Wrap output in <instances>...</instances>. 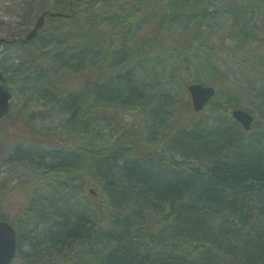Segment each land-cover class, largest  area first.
Instances as JSON below:
<instances>
[{
    "label": "trees",
    "instance_id": "trees-1",
    "mask_svg": "<svg viewBox=\"0 0 264 264\" xmlns=\"http://www.w3.org/2000/svg\"><path fill=\"white\" fill-rule=\"evenodd\" d=\"M144 7L135 0L127 21L137 23ZM162 11L151 39L130 48L134 62L140 58L136 68L122 54L109 65L117 40L106 34L99 50L97 13L89 11L91 35L57 48L50 65L65 68L64 78L41 95L69 117L32 131L45 112L11 115L9 126L22 123L43 137L33 134L28 150H16L35 175L21 176L29 205L14 217L0 214L16 227L18 249L23 233L42 237L28 264H264V126L246 133L232 121L243 99L225 85L241 59H253L264 102V0H167ZM119 40L125 47L127 38ZM193 83L217 89L211 123L182 117V94ZM127 116L139 122L129 133L121 132L133 126Z\"/></svg>",
    "mask_w": 264,
    "mask_h": 264
},
{
    "label": "rangeland",
    "instance_id": "rangeland-1",
    "mask_svg": "<svg viewBox=\"0 0 264 264\" xmlns=\"http://www.w3.org/2000/svg\"><path fill=\"white\" fill-rule=\"evenodd\" d=\"M58 1L59 0H0V38H5L9 41L25 38L35 26L38 17L45 11L52 13L64 12L67 14L71 12L70 4L73 2V10L77 13L74 19H45V24L39 36L27 44L11 42L0 45V65L5 77L4 80L7 82V87L13 94L12 115L14 116L18 111H20V116H25L33 112H45L46 116L49 117L48 119L43 117L39 118L38 123L35 122L32 131H37L42 127L45 129L59 127L65 117H69L67 112L59 109V105L55 108L54 102L49 103L47 100L46 102L44 97L41 96L48 90V86L52 81L55 82L59 77L64 78L63 69L65 68L62 66L54 67L50 65V59L52 60L55 56L54 54L57 48L61 45L71 46L72 41H78L77 45H80L79 38L87 34L91 35L89 32L93 29H97L94 30L93 36L100 37L102 35L101 33H97L98 30L107 33L109 36H113L114 27H118V24L114 23L116 20L114 18L116 17L113 18V16H118L119 18H124L125 16L129 17L130 12L133 10L132 0H118L117 2H104L102 4L96 1L90 4L88 0H67V3L64 4ZM145 1L149 5L150 12L140 18V22L137 21L138 27L135 28L134 26L131 29L125 28V30L128 31L127 36H129L126 40L127 49L139 48L142 46L144 42L143 35L146 33V29H143L144 25H141V23L143 21L154 23L157 17L163 16L164 11L162 10L167 4V0ZM138 9L139 8H135V10ZM89 11H92V13L97 12V19L95 20L93 29L91 28L92 21L90 15H88ZM172 19L174 20V18ZM172 19H168L167 21L171 26L173 25ZM226 20L227 19L224 18L221 23L224 22L225 25H227L228 22L230 23V19L225 23ZM180 21L181 19L179 18L176 22ZM100 22L101 25H99ZM259 24L262 25V23ZM225 25L220 26V28ZM186 29H188V26H186L185 23L178 27L180 33H184L187 31ZM153 30L154 27L152 26V31ZM96 33L97 35H95ZM213 33L216 35L212 41H216L218 32ZM263 34L264 26L262 25V30L259 35L260 39L263 38ZM263 47L264 43L260 45V50ZM152 57L154 58L156 56L152 55ZM44 62H48V64L44 66ZM240 62H242L243 68L236 65L231 80L225 85L230 86L233 90L242 95L243 104L241 108L246 109L255 117L253 129L251 131L254 132L257 128L264 126V102L257 97L258 92L255 87L259 86L255 83L257 65L253 59L249 61L241 59ZM137 67L140 66L138 65ZM139 70H143V68H139ZM147 73L148 71H138V76L144 80L148 75ZM67 76L69 77V75ZM71 78L76 81L82 80L79 76ZM67 81H70V79H66L64 83L62 82V91H64L63 88L69 89ZM217 83L220 84L219 79ZM182 101L179 110L182 111L181 114L183 118L202 124L211 123L212 110L207 107L202 113L195 114L190 105L191 98L186 93V89L183 91ZM50 108L52 111H49ZM106 117L111 118V113H107ZM223 118L224 117H222V119ZM14 119L11 117L8 123L2 122L3 128H5L6 131L0 129V214L10 217L21 214L29 205L26 189L20 184L21 176L25 175L28 178L35 176L30 169L25 168L26 166L24 164L18 162L16 156L17 149L15 147L18 143L16 140L24 139L25 141H30L33 134L36 135L38 139L43 138L42 135H37L35 132L33 134L31 132L24 133L15 126H9V124H15ZM231 119L235 121L232 117ZM124 123H133L132 127L121 131L129 133L139 122L136 117L127 116ZM20 125L21 128H24L22 123H20ZM91 136H94V134ZM102 137L104 139L107 138V134L102 132L99 138L101 139ZM13 142L14 144H12ZM23 145L22 148L25 150L30 147L26 142L25 145ZM44 162L48 163L49 161L45 160ZM196 164L201 166L200 161ZM90 195L92 201L101 200L97 192H92ZM92 211H96L98 217L101 218L102 215L100 210ZM100 223L101 220L98 224ZM40 239H42L41 236L35 239L34 235L29 233H23L19 236L21 245L18 249V259L14 264H28L31 256L35 255V250L43 245L41 242H38Z\"/></svg>",
    "mask_w": 264,
    "mask_h": 264
},
{
    "label": "water",
    "instance_id": "water-1",
    "mask_svg": "<svg viewBox=\"0 0 264 264\" xmlns=\"http://www.w3.org/2000/svg\"><path fill=\"white\" fill-rule=\"evenodd\" d=\"M44 13L37 20L33 30L29 33L25 41L33 40L38 36L39 30L45 24ZM50 17H63L61 13H49ZM5 39L0 38V44L4 43ZM3 75L0 67V119L9 113L11 93L2 86ZM192 97V104L195 112L202 111L210 101L216 96V89L206 87L198 83H193L188 86ZM232 117L242 125L245 131L252 129L254 117L245 110L236 109L232 113ZM17 251V232L16 229L8 222H0V264H11L16 257Z\"/></svg>",
    "mask_w": 264,
    "mask_h": 264
},
{
    "label": "flooded vegetation",
    "instance_id": "flooded-vegetation-1",
    "mask_svg": "<svg viewBox=\"0 0 264 264\" xmlns=\"http://www.w3.org/2000/svg\"><path fill=\"white\" fill-rule=\"evenodd\" d=\"M94 1H96V2H99L100 4H102V3H104V2H106V3H111V2H113V1H115V2H117L118 0H88V3H92V2H94ZM132 3H135V0H132ZM73 7V5H71V8ZM145 9H146V11L143 9V10H141L140 12H141V14H140V18H142V17H144L146 14H148L149 12H150V8H146L145 7ZM72 11H74V10H72ZM130 15V14H129ZM128 15V16H129ZM114 17H116V18H118V16H113V18ZM125 17H127V16H125ZM125 17L122 19V23H124L126 20H125ZM134 20V17L133 18H131L130 19V21H133ZM115 28V27H114ZM122 28H123V30H125V26H122ZM116 29V31L117 32H120L119 31V29L118 28H115ZM143 29H146V25H144V27H143ZM113 31H114V29H113ZM103 33V32H102ZM8 120H9V118H6V119H3V121L1 120L0 121V128H3V125H2V122L3 123H8ZM18 129H20L22 132H30L27 128H20V127H17ZM33 139V142H34V138H32ZM23 140L24 139H18V140H16L17 141V143H19V142H21V144H23L22 142H23ZM26 142V141H25ZM28 144H30V143H28ZM19 144H17L16 145V149L19 147V148H22V145H19ZM23 150H25L24 148H22ZM26 151V150H25ZM22 159V157L21 158H18V156H17V160H18V162L20 161Z\"/></svg>",
    "mask_w": 264,
    "mask_h": 264
}]
</instances>
